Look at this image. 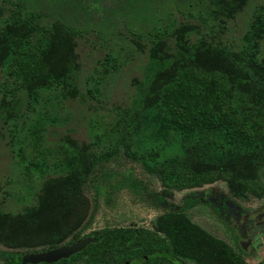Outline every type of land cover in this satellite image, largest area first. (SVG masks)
Instances as JSON below:
<instances>
[{
	"label": "rangeland",
	"instance_id": "rangeland-1",
	"mask_svg": "<svg viewBox=\"0 0 264 264\" xmlns=\"http://www.w3.org/2000/svg\"><path fill=\"white\" fill-rule=\"evenodd\" d=\"M226 53L264 81V0H0V264L117 229L264 264V90Z\"/></svg>",
	"mask_w": 264,
	"mask_h": 264
},
{
	"label": "trees",
	"instance_id": "trees-1",
	"mask_svg": "<svg viewBox=\"0 0 264 264\" xmlns=\"http://www.w3.org/2000/svg\"><path fill=\"white\" fill-rule=\"evenodd\" d=\"M226 55L233 67L240 70L255 88L264 90V81L252 73L246 57L239 60L229 53H226ZM246 56L248 57V55ZM211 101L213 102L212 106H215V108L208 115L207 120L209 122L216 127L232 129V131L241 133L251 143L258 140L259 133L257 130L261 126L260 122L257 120H237L229 107V100L223 90L215 91ZM177 123H181L180 119H177ZM261 193L259 192V194ZM89 237H92L95 243L90 244L84 251L55 264H66L86 252H90L91 255L85 264H185L173 256L165 241L151 235L149 231L104 230L89 235ZM20 257L21 255L18 253L8 255L7 264H22Z\"/></svg>",
	"mask_w": 264,
	"mask_h": 264
},
{
	"label": "water",
	"instance_id": "water-1",
	"mask_svg": "<svg viewBox=\"0 0 264 264\" xmlns=\"http://www.w3.org/2000/svg\"><path fill=\"white\" fill-rule=\"evenodd\" d=\"M238 235L241 239L240 247L243 251H246L251 242L250 240L244 241L247 235L242 228L238 229ZM92 243H95V240L88 236L69 245L22 255L20 261L22 264H55L84 251Z\"/></svg>",
	"mask_w": 264,
	"mask_h": 264
},
{
	"label": "flooded vegetation",
	"instance_id": "flooded-vegetation-1",
	"mask_svg": "<svg viewBox=\"0 0 264 264\" xmlns=\"http://www.w3.org/2000/svg\"><path fill=\"white\" fill-rule=\"evenodd\" d=\"M247 240H249V237L247 236V238L244 240L245 242L247 241ZM241 241V240H240ZM250 242H251V240H250ZM251 246V243L248 245V247L247 248H249Z\"/></svg>",
	"mask_w": 264,
	"mask_h": 264
}]
</instances>
